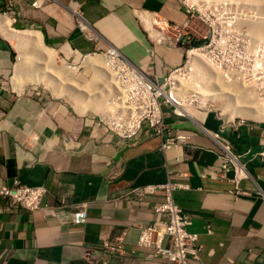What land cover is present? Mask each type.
Here are the masks:
<instances>
[{
	"label": "crops",
	"instance_id": "1",
	"mask_svg": "<svg viewBox=\"0 0 264 264\" xmlns=\"http://www.w3.org/2000/svg\"><path fill=\"white\" fill-rule=\"evenodd\" d=\"M145 14L166 39L150 36L141 21ZM185 19L181 0H0V185L17 181L47 189L33 212L14 209L0 196V264H102L100 244L117 234L128 264H172L135 244L161 194L125 197L132 187L168 180L181 185L172 198L190 217L187 230L197 233L193 264H264V122H229L209 111L199 128L166 111L165 123L188 140L163 151L157 136L107 130L20 67L21 29L37 33L39 48L54 52L49 64L62 66L66 82L75 53L112 47L152 78L181 63ZM50 75L51 82L62 80ZM211 132L229 141L239 161L240 194H234L233 171L222 174ZM80 203L87 204L85 222L59 220Z\"/></svg>",
	"mask_w": 264,
	"mask_h": 264
},
{
	"label": "built area",
	"instance_id": "2",
	"mask_svg": "<svg viewBox=\"0 0 264 264\" xmlns=\"http://www.w3.org/2000/svg\"><path fill=\"white\" fill-rule=\"evenodd\" d=\"M181 4L186 15L183 26L188 27L192 20L202 22L209 34L208 40L194 44L193 37L186 35L179 65L164 67L161 74L152 78L146 75L143 79L120 67V71H126L125 76H120L114 83V102L128 109L130 114L113 119L116 121L115 127L109 125L116 129L115 132L121 137H130L138 131L146 136H157L160 138L159 147L163 151L186 144L188 140L187 135L174 133L165 123L164 111L169 105L175 106L173 113L185 117L186 114L175 111L177 108L173 97L186 105L191 102L199 103L200 92L197 87L189 85L198 84V81L188 76L194 69L191 58L194 53H197L202 61L209 63L227 84L238 86L241 91L264 104V38L254 34L249 25L259 17L257 8L251 3H236L230 0L222 4L212 0H181ZM220 34H226L225 42L230 49L226 59L220 56L224 43ZM113 51L117 52L111 48L106 53L114 55ZM120 57L122 56L119 54L117 58L123 62ZM111 65L118 67L117 63ZM158 79H161V82ZM238 120L243 121L244 118ZM131 125L134 127L132 130ZM211 134L220 148L218 159L222 174L232 170L234 194L242 193L237 186L242 174L238 171L239 162L230 150L229 141L216 132ZM178 187H181L179 183L168 180L161 184L132 187L127 190L125 197L142 199L146 195L161 194V200L153 205V221L139 227L135 243L138 249L147 251L148 257H159L172 264H193L198 262L200 246L197 243V233L187 230L190 224L188 213L182 211L173 201L172 191ZM46 192L47 189L43 185H27L17 181L10 186L0 185V196L6 198L11 207L30 212L40 208V199ZM59 206L63 207L65 203L60 201ZM86 207V203H80L67 215L61 213L59 220L81 224L86 220ZM44 212L55 214L52 209H44ZM206 231L211 232L208 226ZM123 242L121 234L104 239L96 255L98 260L102 264H128ZM130 253L134 255L135 251Z\"/></svg>",
	"mask_w": 264,
	"mask_h": 264
},
{
	"label": "rangeland",
	"instance_id": "3",
	"mask_svg": "<svg viewBox=\"0 0 264 264\" xmlns=\"http://www.w3.org/2000/svg\"><path fill=\"white\" fill-rule=\"evenodd\" d=\"M212 1H214L217 4H222L228 0H222V1L221 0H212ZM230 1L236 2V3H241V2L251 3L254 5V7L257 8L259 15H262L261 13L264 12V0H230ZM239 25H240V23H239ZM249 25H250L251 31L253 32L252 22H250ZM261 28H263V25L261 26ZM260 31L261 30H259L258 32L254 31V34H257L261 38L262 37L264 38V34L262 33V31L261 32ZM186 35H191L192 37H194L195 42L198 40H199V42L207 41L209 38V34L207 33L205 25L198 20H192L189 23V26H188L187 31H186ZM220 35L224 39V43H223L222 48H221L220 56L222 59H226L228 57V55L230 54V49L227 47L226 42H225L226 34H220ZM164 39H166V36ZM186 46H187V44H186ZM32 48L29 49L28 51H24V52H25V56L28 58V60L30 62H33V64H30V67L31 68L33 67V68L28 71V69H27L28 65H27L26 67H23V70L27 69V72L23 71V73L26 72L27 76L35 75L37 77H40L39 82L41 81V83H44L45 85H47L49 87V89L51 87H52L51 88L52 90L55 89L54 93L63 94V95L66 94L65 98L67 99L68 102H70L71 105H73L77 109H81L80 111L87 112L88 115H92V116L96 117L95 120L98 124H101L107 130H109V131L111 130L114 132V131H116V129H114L113 127L110 126L111 125V123H109L110 120H113V118L115 119L116 117L127 116L130 114V111L128 109L122 108L120 105H118L113 100V98H114L113 92L115 90L114 83L116 82V80L120 76H125V73H126V71H120V69H118L120 61H119V58H117V56L119 55L117 52L113 51L114 55H110V54L108 55L109 57H112V59H113L112 63H108L106 65L105 71L98 70L97 75L95 74L96 71H94L93 69H87V68L83 67V65L81 64V61L78 58H76L75 54H74L72 60L69 61L70 62L69 67L67 69V73H69V70H71L70 73L73 72L74 75L72 74L73 77L69 82H67L63 86H61V82H51V80H49V78L51 76L50 74H51L52 65L50 64L51 66H49L48 63L43 64L44 60H42L41 64H38L39 58L43 59V56L40 55L39 52H37V50L34 47H32ZM94 53L104 54V55L108 54L106 52H94ZM195 54H197V53H195ZM28 56H30V57H28ZM82 56H84V54L80 55V57H82ZM121 56L123 58L120 57V59L121 60L123 59V62H124V59H127V58L124 57V55H122V54H121ZM193 57L194 56L191 55L192 60H193ZM32 58H34V59L32 60ZM35 63H37V64L34 65ZM114 63H117L118 67L115 65H111ZM204 63L205 64H200V65L203 67H210L211 68L209 63H207V62H204ZM127 70L130 73H132L130 69H127ZM63 73L64 72H61L60 74H63ZM211 73H213V75ZM110 75H112V76H110ZM188 76L191 78H194L198 81V84H189V85H194L195 87H198V89H199L198 92H202V94L200 93V96H204V100H203V105H200L199 103L196 104V103L191 102V104H189V105H186V104L184 105L186 108L187 107L188 108H195V109L199 110L200 115L202 117H203L205 112L211 111L213 113H216L224 121L228 120L229 122L232 119H233V121H236L239 118H244V120H246V121H259L260 120V121L264 122V120H262V119H252V118H248V117L246 118V117H241L239 115H237V116L234 115L233 118L231 116H229V110L227 107V104L229 101V95L232 92V89H234V90H235V88H238L239 90H241V89L236 85L233 86V85L227 84L219 76V74L217 72H206V71H199V70L193 69V71H191ZM58 81H63V79L58 80ZM49 84H50V86H49ZM225 85H226V87L227 86L228 87L226 88ZM56 88L59 90H57ZM74 89L79 90L81 95L75 96V93L73 91ZM217 92H221V94L220 93L217 94ZM241 92L239 91V93L241 95H243L244 93L242 92L243 93L242 94ZM70 96H73V97H70ZM200 100H201V98L198 99V102H200ZM94 101L96 102V104L93 103ZM196 107H198V108H196ZM173 108H175V106L169 105L167 107L168 113L175 114V113H173ZM175 111L178 112L177 109ZM183 118L186 119L187 122H190L193 125H195L187 115H185V117H183ZM194 120H197V119L193 118V121ZM195 126L197 127V125H195Z\"/></svg>",
	"mask_w": 264,
	"mask_h": 264
},
{
	"label": "bare ground",
	"instance_id": "4",
	"mask_svg": "<svg viewBox=\"0 0 264 264\" xmlns=\"http://www.w3.org/2000/svg\"><path fill=\"white\" fill-rule=\"evenodd\" d=\"M261 14L262 15H259L258 19H256L255 21H252V24H253L252 25L253 33H254V31L255 32H258L259 30H261L262 33L264 34V12L261 13ZM3 19H5V18L3 17ZM141 21L144 24V26L146 27V29L148 30L150 36H152L153 38H155L157 40H160V39H164L165 38V35L162 34V32L156 30L157 28L156 29L153 28V26H152V24H153L152 23L153 22L152 21V18H149L145 14L144 16L141 17ZM262 25H263V28H261ZM13 31H15V30H13ZM18 32L20 33V41H19L20 42V45H18V46H20V48L22 49V57L24 58L20 62V67H26L29 64H33V62H29V61L26 62V60H25L26 59V56H25V52H24L25 49L23 50L24 46L25 45H31L35 49H37V48L40 49L39 47L42 44H41V40H40L39 35L37 33H35L34 31L20 30ZM45 48H47V47H45ZM49 51H50V49L43 50V48H41L40 51H39V54L43 56V60H44L43 64H46V63L49 64V61H50L49 59H52L53 56H54L53 55L54 52L52 54ZM51 51H53V50H51ZM75 57L78 58L81 61V64L83 65V67H85L87 69H93L94 71H96L95 72L96 75H97L98 70L105 71L106 65L108 63H112V61H113L112 57H109L108 55H104V54H98V53L87 54L85 57H83V56L80 57V55L78 53H75ZM200 64H205V63H204V61H202V59L199 57L198 54H195L194 53L193 63H192V67L194 68V70L206 71V72H215L212 68H210V67H203ZM59 67H62V66H59ZM59 67L58 68L51 67L52 68L51 69V73L54 74L56 77H59L60 79H63L62 76L60 75V73L61 72H64V71L62 69H60ZM119 67H121L123 69H130L131 72L133 74H136L139 79H143V78L146 77V75L144 73H142L139 69H137L128 60H125L124 62H119ZM23 71H27V69L26 70H23ZM72 74H73V72L70 73L71 79L73 77ZM211 74L213 75V73H211ZM21 76H23V75H21ZM21 76H20V79H21ZM110 76H112V75H110ZM59 82H61V86H63L66 81H64V79H63V81H59ZM67 82H68V80H67ZM225 87H226V85H225ZM194 88H196V87H194ZM57 90H59V89H57ZM73 91L75 93V96L81 95V93L79 92V90H75L74 89ZM197 91H199L198 87H197ZM239 91L241 92V90H239L238 88H235V90L232 89V92L229 95V101H228V104H227V107H228V110H229V116H231L233 118L234 115H236V116L239 115L241 117H246V118L248 117V118H252V119H262V120H264V104L257 102L253 97L250 96V94L245 93L244 91H242L244 94L241 92L243 94V95H241L239 93ZM158 92H161V90H158ZM200 93L202 94V92H200ZM218 93L221 94V92H217V94ZM70 97H73V96H70ZM200 98H201V100H200L199 104L200 105H203L204 96H200L199 99ZM173 101H175L176 108H177V111L179 113H183V114L188 115L189 117H191L192 120H193V118L194 119H197V120H194V123H195V125H197L198 127H200V123L202 122L203 117L200 115L199 110H197L195 108H188V107L186 108L184 106L185 105L184 102L178 101L177 98H175V97H173ZM93 103L96 104L95 101ZM78 110L80 111L81 109H78ZM109 123H111V125H113V127H115V125H116V121L115 120H110ZM133 128L134 127L132 126V128H130V130H132ZM237 165H238V171H239V173L242 174V170L240 168V164L237 163Z\"/></svg>",
	"mask_w": 264,
	"mask_h": 264
},
{
	"label": "clouds",
	"instance_id": "5",
	"mask_svg": "<svg viewBox=\"0 0 264 264\" xmlns=\"http://www.w3.org/2000/svg\"><path fill=\"white\" fill-rule=\"evenodd\" d=\"M195 41H194V37H193V43H194ZM195 43H199V40L198 41H196ZM194 43V44H195ZM112 49H115V48H113L112 47ZM116 50V49H115ZM117 51V50H116ZM120 55H121V53L119 52V51H117ZM90 54V53H89ZM80 55H83V54H80ZM84 55H86V54H84ZM183 56V55H182ZM127 60V59H126ZM130 62V61H129ZM131 63V62H130ZM138 69V68H137ZM146 75V74H145ZM159 80V79H158ZM167 111V108H166V110L164 111V112H166ZM208 112V111H207ZM207 112H205L204 113V115H203V119H204V116L206 115V113ZM188 116V115H187ZM181 117H184V116H181ZM189 117V116H188ZM191 120V119H190ZM193 123H194V121L193 120H191ZM231 121H233V119L231 120ZM238 121H240V120H238ZM243 121H246V120H243ZM260 121V120H259ZM260 122H263V121H260ZM195 124V123H194ZM199 128H203L202 127V122L200 123V127ZM115 132V131H114ZM116 133V132H115ZM117 134V133H116ZM142 134V133H141ZM239 162V161H238ZM243 175V174H242Z\"/></svg>",
	"mask_w": 264,
	"mask_h": 264
},
{
	"label": "water",
	"instance_id": "6",
	"mask_svg": "<svg viewBox=\"0 0 264 264\" xmlns=\"http://www.w3.org/2000/svg\"><path fill=\"white\" fill-rule=\"evenodd\" d=\"M87 55V54H86ZM86 55H84L83 57H85ZM159 82H161V79L158 80Z\"/></svg>",
	"mask_w": 264,
	"mask_h": 264
},
{
	"label": "trees",
	"instance_id": "7",
	"mask_svg": "<svg viewBox=\"0 0 264 264\" xmlns=\"http://www.w3.org/2000/svg\"><path fill=\"white\" fill-rule=\"evenodd\" d=\"M195 43V42H194Z\"/></svg>",
	"mask_w": 264,
	"mask_h": 264
}]
</instances>
